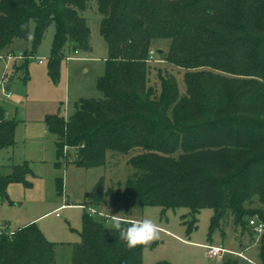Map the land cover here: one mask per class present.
Here are the masks:
<instances>
[{
	"label": "trees",
	"instance_id": "16d2710c",
	"mask_svg": "<svg viewBox=\"0 0 264 264\" xmlns=\"http://www.w3.org/2000/svg\"><path fill=\"white\" fill-rule=\"evenodd\" d=\"M97 5L109 48L97 83L102 98L81 100L68 119L48 118V128L57 136L59 158L78 168L105 167L109 153H142L129 159L133 172L124 184L107 188L102 178L81 205L90 213L83 216L72 264H143L146 246L128 250L104 219L119 205L128 213L136 201L142 208L189 210L190 232L196 216L211 209V236L232 223L240 237L248 231L254 237L250 223L264 224V0ZM87 9L88 0H0V53L16 58L23 43L28 61L55 26L49 76L57 81L68 49L91 51V30L81 14ZM157 41L171 42L167 54L158 55L185 72L184 94L174 77L161 78L159 92L149 85ZM17 126L0 107V151L16 146ZM11 168L12 175L0 173V200L26 172L25 166ZM259 243L257 264H264V232ZM0 264H57L56 244L36 224L11 237L4 233Z\"/></svg>",
	"mask_w": 264,
	"mask_h": 264
},
{
	"label": "rangeland",
	"instance_id": "374dc122",
	"mask_svg": "<svg viewBox=\"0 0 264 264\" xmlns=\"http://www.w3.org/2000/svg\"><path fill=\"white\" fill-rule=\"evenodd\" d=\"M81 14L91 30V51L76 54L68 49L57 81L49 76L55 26L50 27L37 53L28 61L23 50L15 54L16 58H6L8 62L0 59V107L8 120L18 122L16 146L0 151V173L9 176L13 165L26 167L23 179L9 184L6 197L0 200V227L17 232L36 224L46 239L56 244L57 264H72L74 245L82 242L83 216L90 209L81 205L87 204L88 195L102 178L107 188L124 184L133 172L129 159L142 153L140 149L129 156L109 153L107 165L94 169L78 168L58 156V139L49 131L48 118L60 115L68 119L81 100L101 99L97 83L105 75L109 59V48L101 35L103 16L97 0H88V9ZM170 45V41L155 42L151 50L153 61L148 62L149 85L159 92L160 79L174 77L184 94L185 72L166 63V55H158L160 51L167 54ZM21 46L27 47L23 43ZM108 201L112 206V200ZM118 208L116 213H105H120L123 218L134 220L147 217L160 227V239L143 250V264H223L227 259L257 264L260 239L250 231L240 237L232 223L211 236V209L196 216L197 223L190 232L194 219L187 209L142 208L137 201L128 213L123 205ZM207 246L220 247L228 254L222 259H211Z\"/></svg>",
	"mask_w": 264,
	"mask_h": 264
},
{
	"label": "clouds",
	"instance_id": "9594fccd",
	"mask_svg": "<svg viewBox=\"0 0 264 264\" xmlns=\"http://www.w3.org/2000/svg\"><path fill=\"white\" fill-rule=\"evenodd\" d=\"M106 228L119 233V240L123 241L128 250L139 246H149L160 239V227L150 218L139 220L123 218L120 213L104 216Z\"/></svg>",
	"mask_w": 264,
	"mask_h": 264
},
{
	"label": "built area",
	"instance_id": "2783aa9c",
	"mask_svg": "<svg viewBox=\"0 0 264 264\" xmlns=\"http://www.w3.org/2000/svg\"><path fill=\"white\" fill-rule=\"evenodd\" d=\"M76 54H78V52H76ZM153 56H154V52L151 51V53H150V60L149 61H153ZM0 59H4V58L0 56ZM1 84H3V83H1ZM250 226L253 229V232H254L255 236H257L260 239L261 236H262V234H263V232H264V224H261V223L258 224L257 222H251L250 223ZM4 233H6L7 235H9L11 237V236L14 235L15 232H12L9 229V227H7V226L0 227V238H1V236ZM207 250H208V255H209V257L211 259H222L224 255L228 254L227 251H225L224 249H222L220 247H216V246H207ZM239 257H241L242 259H244L243 258V255H239Z\"/></svg>",
	"mask_w": 264,
	"mask_h": 264
},
{
	"label": "crops",
	"instance_id": "0c3cea01",
	"mask_svg": "<svg viewBox=\"0 0 264 264\" xmlns=\"http://www.w3.org/2000/svg\"><path fill=\"white\" fill-rule=\"evenodd\" d=\"M20 46V45H19ZM25 46L23 47V46H20V47H18V49L20 50V51H22V50H25ZM20 53H22V52H20ZM3 57H5L3 60L4 61H6V62H8V59L6 60V58H9V57H6V55H5V53H3ZM10 59V58H9ZM2 60V59H1ZM40 64H43V61H40Z\"/></svg>",
	"mask_w": 264,
	"mask_h": 264
}]
</instances>
